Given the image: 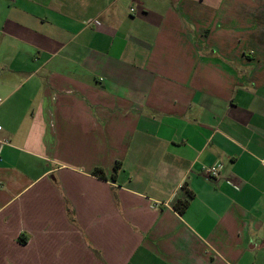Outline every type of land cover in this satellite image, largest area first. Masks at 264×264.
Returning a JSON list of instances; mask_svg holds the SVG:
<instances>
[{"label": "crops", "instance_id": "obj_1", "mask_svg": "<svg viewBox=\"0 0 264 264\" xmlns=\"http://www.w3.org/2000/svg\"><path fill=\"white\" fill-rule=\"evenodd\" d=\"M0 264H264V0H0Z\"/></svg>", "mask_w": 264, "mask_h": 264}, {"label": "trees", "instance_id": "obj_2", "mask_svg": "<svg viewBox=\"0 0 264 264\" xmlns=\"http://www.w3.org/2000/svg\"><path fill=\"white\" fill-rule=\"evenodd\" d=\"M93 172H94V174H98L100 176H103V172L101 169H95ZM187 204H188V201L184 200V201H180L179 203H177L175 205V207L180 213H182L184 211V209L187 207Z\"/></svg>", "mask_w": 264, "mask_h": 264}, {"label": "built area", "instance_id": "obj_3", "mask_svg": "<svg viewBox=\"0 0 264 264\" xmlns=\"http://www.w3.org/2000/svg\"><path fill=\"white\" fill-rule=\"evenodd\" d=\"M6 143H7V141H2V142H1V144H6ZM217 172H218V170H217L216 167H210V168L208 169V173H209V174L216 175Z\"/></svg>", "mask_w": 264, "mask_h": 264}]
</instances>
